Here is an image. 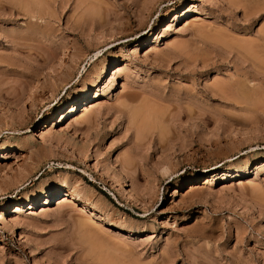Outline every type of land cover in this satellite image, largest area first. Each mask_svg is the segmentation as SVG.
<instances>
[{"label": "rangeland", "instance_id": "rangeland-1", "mask_svg": "<svg viewBox=\"0 0 264 264\" xmlns=\"http://www.w3.org/2000/svg\"><path fill=\"white\" fill-rule=\"evenodd\" d=\"M0 264H264V0H0Z\"/></svg>", "mask_w": 264, "mask_h": 264}, {"label": "bare ground", "instance_id": "bare-ground-1", "mask_svg": "<svg viewBox=\"0 0 264 264\" xmlns=\"http://www.w3.org/2000/svg\"><path fill=\"white\" fill-rule=\"evenodd\" d=\"M257 10V9H256ZM188 21V20H187ZM186 21V22H187ZM192 25V24H191ZM168 29V28H167ZM121 70V69H120ZM119 72V71H118ZM114 83V82H113ZM112 83V84H113ZM133 95V94H132ZM249 96V95H248ZM247 96V97H248ZM95 97H96V95L94 96V98H93V100L95 99ZM132 98H133V96H131ZM135 97V96H134ZM240 97V96H239ZM242 98V97H241ZM88 104H90V102H88ZM88 104H86L85 106H87ZM77 104H74L71 108H70V110H69V112L67 113L68 114V116H76V114L78 113V108H77ZM92 107V105H90V107L89 108H91ZM89 108H86V109H84V111H88L89 110ZM92 110V109H91ZM138 112H140V110L138 111ZM149 112V111H148ZM139 114V113H138ZM134 116V115H133ZM136 116V115H135ZM77 119V118H76ZM73 121V120H72ZM140 121H142V119L140 120ZM1 157H2V159L4 158V157H6V156H2L1 155ZM16 157V156H15ZM202 187V186H201ZM190 190V189H189ZM199 190V189H198ZM50 191H48V194H50L49 193ZM78 195V194H77ZM76 195V196H77ZM187 195V194H186ZM51 196H49L48 198H47V200L44 202V204L43 205H45L46 203H47V201L49 200V198H50ZM71 197H72V194H70V193H64V195H61V198H62V200H61V202L62 203H64V204H68V203H70L71 202ZM78 197V196H77ZM73 198V197H72ZM72 203V202H71ZM73 204H75V203H73ZM65 206V205H64ZM15 209H14V213H17L18 211H20L21 209H19V207L18 206H16V207H14Z\"/></svg>", "mask_w": 264, "mask_h": 264}]
</instances>
